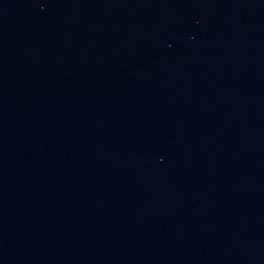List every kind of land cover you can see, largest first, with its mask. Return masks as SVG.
<instances>
[{"label": "water", "instance_id": "obj_1", "mask_svg": "<svg viewBox=\"0 0 264 264\" xmlns=\"http://www.w3.org/2000/svg\"><path fill=\"white\" fill-rule=\"evenodd\" d=\"M0 264H264V0H0Z\"/></svg>", "mask_w": 264, "mask_h": 264}]
</instances>
